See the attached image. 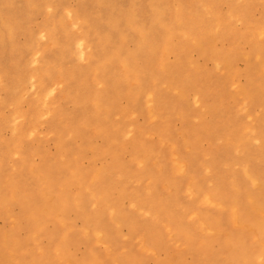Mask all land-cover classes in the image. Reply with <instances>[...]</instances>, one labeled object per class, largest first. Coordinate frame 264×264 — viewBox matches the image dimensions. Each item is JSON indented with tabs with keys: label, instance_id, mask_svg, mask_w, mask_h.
<instances>
[{
	"label": "rangeland",
	"instance_id": "1",
	"mask_svg": "<svg viewBox=\"0 0 264 264\" xmlns=\"http://www.w3.org/2000/svg\"><path fill=\"white\" fill-rule=\"evenodd\" d=\"M208 2L238 12L234 22L216 32L206 6L183 0L199 16L188 37L177 0H1L0 193L13 183L42 206L46 177L72 197L62 220H42L46 259L67 234L69 253L103 264H259L250 227L264 217V0ZM22 69L30 82L18 89ZM45 84L55 87L43 97ZM11 203L0 261L5 232L24 239L17 260L34 248L22 201Z\"/></svg>",
	"mask_w": 264,
	"mask_h": 264
},
{
	"label": "bare ground",
	"instance_id": "2",
	"mask_svg": "<svg viewBox=\"0 0 264 264\" xmlns=\"http://www.w3.org/2000/svg\"><path fill=\"white\" fill-rule=\"evenodd\" d=\"M5 1H7V0H5ZM12 1L14 3V0H12ZM0 2H1V0H0ZM177 2H178V6H177L178 11L176 14L180 17L181 16L185 17V20L183 21L184 26L182 27L181 30H183L184 36L190 37L189 31L194 27L195 24H197L199 22V16L197 14H194V10H193V7L195 5H193L191 8L188 5L185 6L183 3V0H177ZM198 2L200 3V7L203 5V6H206V8L209 10L208 13L210 14V19L212 20V22L216 26V30H215L216 32L220 29H223L226 24L228 25V23L234 22V18L238 14V12H237L236 15L231 14L229 16H223L219 10L209 6L208 0H198ZM42 3H44V1H42ZM242 3H236L235 9H238V7ZM163 11H164L163 5L161 3H158V5L156 6V9H155V15L157 17V21L162 23V24H166V19L163 16ZM124 13H126V11H124ZM109 20L112 24H114L115 19L113 17H111ZM7 23H8V21H5L4 25H6ZM92 31H94L93 36L96 38V40L99 43H102L105 38H108L107 36L104 37L103 35H99V33L95 29ZM204 32H206V30ZM259 32L261 34H264V29H261ZM194 37L195 36H193L192 38H194ZM195 39H196V37H195ZM82 45H83V42L81 41L80 46L83 49ZM169 49H170V43L166 44L162 48V57L160 60V64L162 67H166V64H167L166 60H167V53H168L167 51ZM32 51H33V48L31 50V52ZM33 52H34L33 53V55H34L35 50ZM34 59L36 61L38 60L37 57ZM34 59H33V61H34ZM126 64H127L126 75H128L129 70H130L129 61L126 62ZM105 65H107V62H105ZM22 71L24 72V78H23V72H21L19 75V81L17 83L18 89H19V87L21 88L24 85L28 86L29 82H30L28 79L29 78L28 73H26L24 71V69H22ZM31 83L33 84L32 80H31ZM53 86H52V84L42 85L41 89L43 92H41V93L43 94V97H46V95H48L49 93H51V91H53L52 88L55 87V86L54 87ZM41 98L42 97H40L37 102L33 103V107H34L36 114H39V113H41V111L44 110L43 109L44 107L42 108V106H41V103H42L40 101ZM176 157L177 158H175V163H176L177 170L179 172L187 170L188 165L185 163V161L182 160L178 156H176ZM34 170H35V168H34ZM73 177L76 178V181H77L78 176L76 174H74ZM42 181H43V185H42V188L40 189V193H38L39 198L40 199L43 198L45 200V202H44L45 204L42 206L35 205L34 197H32L31 195H26V193L21 191L19 188L14 187L15 184H13V183H11L9 185V187L12 188V193H11L10 197H6L0 193V210H6L10 214L13 213L10 210V206L12 204L11 201H14V200L15 201H19V200L22 201V204L24 205V209H25L24 216L29 221V223L32 225V231L30 232L29 238L34 243V245H33L34 248H32L31 252L26 251L25 253H23V251H22L20 253L19 259L17 260L16 259V252L21 251V246L23 245L22 243L24 242V239L14 235L11 232H5L4 237H2V240L4 241V243L6 245L8 244V246H9V250H8L9 256L6 259L1 260L0 264H30L33 262L35 264H103L102 262L98 261V259L96 257L78 258L74 254L69 253L68 252L69 251V238L67 237V234H65L62 237V239L56 244V247H55L56 256H54V257H56V259H54L53 256H49L48 259L45 258V251L46 250H45V247H42V241L39 240L40 235H42L47 230L45 228V224L44 225L42 224V220L44 219L45 216H47L50 213H56L59 216V218L62 220L65 216H67L68 209H69L68 205L70 204L72 197L70 196V194L68 193V191L66 190L65 187L60 188L57 191H54V189L51 188V182L48 178H46V177L42 178ZM253 181L255 182L256 180H253ZM98 193L100 194L101 192L98 191ZM94 194L96 196H98L97 193H94ZM101 197H102V195H101ZM99 199H101V198L99 197ZM77 201L80 202L81 199L78 197ZM204 201L207 203L216 202L215 198L211 194H206L204 197ZM250 201H251V203L255 209L260 208V206L257 203L258 201L254 197H251ZM82 202L84 203V199H82ZM232 213H233V218L235 221H239L241 219L240 208L238 206L234 205V207L232 209ZM111 214L114 217H118L115 211H112ZM94 218H99V216L96 215ZM118 221L122 222L121 219H119ZM15 225H16V223H15ZM204 226L208 230L212 231V229H213L210 225L206 224V222H204ZM251 226L252 227H250V228L252 230V233L255 235L256 242L258 243V254H257L256 260H258L259 264H264V217L257 219L253 224H251ZM38 231H40V232L38 233ZM84 231L86 232V234H90V231L87 228L84 229ZM94 234H96L98 240H102L105 238V234H104V231L102 229H96V231H94ZM52 239H51V241H52ZM36 247L39 248L40 252L43 253L42 257H44V259L38 258L37 255L33 254ZM31 254H33L32 257H30ZM4 256L6 257L7 253L4 254Z\"/></svg>",
	"mask_w": 264,
	"mask_h": 264
}]
</instances>
